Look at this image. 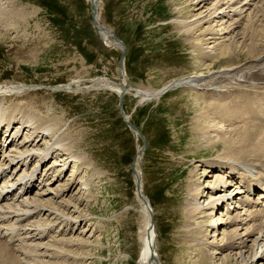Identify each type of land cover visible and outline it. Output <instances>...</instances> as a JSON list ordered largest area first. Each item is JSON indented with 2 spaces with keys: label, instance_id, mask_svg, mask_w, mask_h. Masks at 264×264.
I'll list each match as a JSON object with an SVG mask.
<instances>
[{
  "label": "rangeland",
  "instance_id": "rangeland-1",
  "mask_svg": "<svg viewBox=\"0 0 264 264\" xmlns=\"http://www.w3.org/2000/svg\"><path fill=\"white\" fill-rule=\"evenodd\" d=\"M11 1L9 9L14 13L9 12L10 27L3 30L0 24V86L14 83L30 88L24 95L7 97V105L25 106L49 119L60 120L64 123L61 130L66 131L67 138H74L75 151H80L88 163V167H73L70 162L63 169L56 168L64 180L72 175L70 192L78 187L80 179L90 184L81 203L76 208L72 204V209L82 217L66 229V239L76 244L65 251L78 258H71L67 264H135L145 221L131 173L139 153L138 170L143 179V193L153 208L159 259L162 264H189L198 253L190 258L184 256L187 246L182 208L193 177H199L197 174L204 172L208 162L225 163L232 157L264 170V155L254 156L246 151L232 154L221 145H204L194 135L193 122L199 114L221 118L230 109H236L233 116L238 118L245 105L242 103L257 95L254 91L248 95L245 89L235 87V82L234 87L220 95L176 88L157 100L141 101L134 91L161 90L175 80L200 72L206 74L230 65L252 63L257 52L248 54L251 43L246 38L245 22L226 34L219 33L218 27L211 24L213 31H217L216 37L226 38L215 41L226 53L221 58L216 55L218 52L205 51L209 38L214 36L200 35L208 26L185 35L174 23L179 19L192 20L210 6V0L199 11L195 8L197 0L99 1V24L109 29L125 49L124 71L131 91L123 96L121 110L138 131L135 134L120 116L116 94L85 90L96 78L117 83L120 55L117 47L100 40L92 28L89 0ZM254 28L253 43L259 44L262 39L256 25ZM262 50L256 46L259 54ZM74 80L81 83L84 91L73 94L47 89ZM230 124L242 126L239 119L225 126L231 127ZM20 136L15 138L16 142ZM38 143L44 146L41 140ZM58 153L40 162L38 173L61 154ZM36 164L34 160L32 167ZM93 172L95 175L90 177ZM211 176L212 172L205 173L203 182ZM260 177L264 179L262 171ZM235 202L226 200L220 204L216 217H222Z\"/></svg>",
  "mask_w": 264,
  "mask_h": 264
},
{
  "label": "bare ground",
  "instance_id": "bare-ground-1",
  "mask_svg": "<svg viewBox=\"0 0 264 264\" xmlns=\"http://www.w3.org/2000/svg\"><path fill=\"white\" fill-rule=\"evenodd\" d=\"M10 1L0 0V24L3 30H8L10 27L9 23L7 24L10 18L9 12H12L9 9V4L12 3ZM99 1L97 0L96 3V19L101 26L98 22ZM206 1L209 0H197L195 8L198 7L199 11ZM210 1H212L210 6L204 12L195 15L192 20L174 21L180 33L188 35L208 26L200 35L214 36L209 38V47L205 48V51L208 50V54L218 52L216 55L223 58L226 57V53L224 54L221 50L223 48H220L221 45L215 41L219 39L225 41L226 38L216 37L217 31L215 29L213 31L211 24L214 23L218 27L219 33L226 34L231 33L240 22L244 21L246 38L251 43L247 47L248 54L255 55L257 52L258 56L256 55L250 64L230 65L218 71L205 72L206 74L200 72L197 75L175 80L161 90L134 91L135 96L141 101L157 100L167 91L176 88L198 91V93L212 91L215 95H220L234 87L232 85L235 82V87L245 89L248 95L254 91L257 96L249 102L242 103L245 105L241 107L238 118L233 116L236 109H227L229 112H224L221 118L199 114L193 122L194 135H197L204 145H221L226 152L231 151L232 154H241L246 151L254 156L264 155V0ZM255 25L258 37L262 39L259 44L253 43ZM108 32L111 31L106 28L105 32L96 34L100 40L111 46ZM255 45L263 48L262 53L259 54L256 51ZM120 84L124 89L123 96L129 94L131 89L126 85L124 58L120 71ZM121 86L104 78H96L90 81L85 90H105L118 96ZM29 88L30 86L14 83L0 86V154L2 152L0 157V264H67L71 258V260L78 258L70 257L65 251V248L76 244L66 239L68 233L66 229L71 223L76 224L82 217L76 209H72V204L76 208L77 204L81 203L90 184L87 180L83 182V179H80L78 187L70 192L73 186V179L70 178L72 175L70 174L64 180L60 178L61 173H57L56 168L62 166L63 169L70 162L74 164L73 167L81 165L88 167V163L80 151H75L74 138H67L66 131L61 130L64 123L60 120L49 119L48 116H42L37 111H30L25 106L20 108L11 103L7 105V97L24 95ZM48 89L53 92L73 94L84 91L78 80ZM124 117L127 119L126 115ZM238 119L242 126L235 127V124H230L231 127L225 126L227 122L232 123ZM18 135H21V139L16 142L15 138ZM40 140L44 146H40L41 142L38 143ZM8 141H10L9 145ZM55 152L61 154L58 153L59 156L53 158L51 163L49 162L44 170L38 173L36 169L38 164L47 161L48 157ZM140 158L139 153L134 161L132 172L137 187L136 195L145 221L142 235L139 237V250L135 264H162L158 255L153 208L143 193V179L138 170ZM34 160L37 164L32 167ZM229 161L208 162V167L202 169L204 172L197 174L199 175L197 178L194 176L192 182L188 183V195L182 208L185 217L182 229L186 233L184 240L187 246L184 256L189 257L198 253L196 259L194 257L193 260L190 259L189 264H264V179L260 177L261 171L264 174V170L242 159L232 157ZM211 172L212 180L203 182L204 174ZM94 175L93 172L90 177ZM40 185L43 187L36 188ZM231 188H235V191ZM234 192L235 195L232 194ZM248 192H251L253 197H250ZM239 194L244 196L236 197ZM202 196L205 197L204 200ZM226 200H235V205L233 207L230 205L227 208L228 212L222 217H216V210ZM52 229L55 231L51 232Z\"/></svg>",
  "mask_w": 264,
  "mask_h": 264
},
{
  "label": "water",
  "instance_id": "water-1",
  "mask_svg": "<svg viewBox=\"0 0 264 264\" xmlns=\"http://www.w3.org/2000/svg\"><path fill=\"white\" fill-rule=\"evenodd\" d=\"M96 3L97 0H90V7H91V11H90V24L92 26V28L94 29L95 33H97L98 35L102 32L106 31V28L103 26H99L97 23V10H96ZM107 35L111 38V43L110 45L113 47H117V49H119L120 51V55L118 58V79H117V83L121 86L120 84V71L122 70V64H123V58H124V54H125V49L121 43V41L114 36V34L112 32H108ZM122 87V86H121ZM124 94V89L122 87V89L120 90L118 96H117V101H118V110L120 113V116L123 120V122L125 123V125L127 126V128L131 131L134 132L135 134H138L136 128L130 124L127 119L124 117L122 110H121V97ZM142 151V149H141ZM131 173H132V167H131Z\"/></svg>",
  "mask_w": 264,
  "mask_h": 264
}]
</instances>
